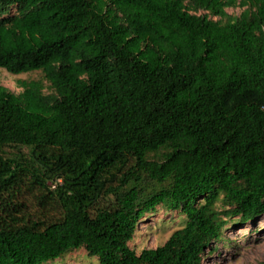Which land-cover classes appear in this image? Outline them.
<instances>
[{
    "label": "trees",
    "instance_id": "trees-1",
    "mask_svg": "<svg viewBox=\"0 0 264 264\" xmlns=\"http://www.w3.org/2000/svg\"><path fill=\"white\" fill-rule=\"evenodd\" d=\"M0 67L43 74L0 83V264H203L264 217V0H0Z\"/></svg>",
    "mask_w": 264,
    "mask_h": 264
},
{
    "label": "rangeland",
    "instance_id": "rangeland-1",
    "mask_svg": "<svg viewBox=\"0 0 264 264\" xmlns=\"http://www.w3.org/2000/svg\"><path fill=\"white\" fill-rule=\"evenodd\" d=\"M243 8H227L230 14L238 15ZM43 78L41 71L14 74L0 67V83L20 93L19 81ZM46 84L47 81H45ZM48 90V89H47ZM235 219H239L235 217ZM184 214L159 206L148 212L139 224V229L130 245L140 253L145 248L162 245L171 233L183 226ZM203 264H264V217L247 224L233 222L224 231L222 238L206 249ZM49 264H99L98 258L90 256L85 248L75 250Z\"/></svg>",
    "mask_w": 264,
    "mask_h": 264
}]
</instances>
